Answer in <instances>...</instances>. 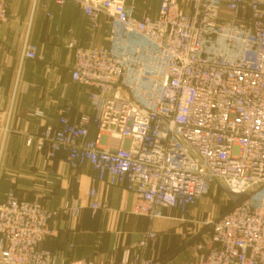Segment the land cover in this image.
Returning a JSON list of instances; mask_svg holds the SVG:
<instances>
[{"label": "built area", "instance_id": "2783aa9c", "mask_svg": "<svg viewBox=\"0 0 264 264\" xmlns=\"http://www.w3.org/2000/svg\"><path fill=\"white\" fill-rule=\"evenodd\" d=\"M9 1L0 0V27ZM73 1L93 33L105 20L110 47L68 42L72 80L88 87L94 113L72 122L68 105L38 148L52 160L63 155L73 169H93L94 210H111L98 199L102 183L133 192V212L150 218L164 208L187 214L214 186L251 191L204 222L209 229L187 248L186 264H264V0H161L156 17H138L128 0ZM38 58L27 38L22 60ZM79 208L78 201L64 205ZM59 214L9 191L0 203V264H66L44 247ZM157 238L151 230L122 248L120 263L160 264L146 253Z\"/></svg>", "mask_w": 264, "mask_h": 264}, {"label": "crops", "instance_id": "0c3cea01", "mask_svg": "<svg viewBox=\"0 0 264 264\" xmlns=\"http://www.w3.org/2000/svg\"><path fill=\"white\" fill-rule=\"evenodd\" d=\"M160 1L128 0V5L135 7L138 17L145 12L156 17ZM27 38L38 46L40 58L22 60ZM73 39L85 47H110L109 25L104 20L93 33L90 19L73 0L63 6L57 0H38L35 9L34 0L9 1L8 20L0 27V203L13 190L20 199H37L49 209H59L52 223L54 233L44 247L66 264H105L110 257L121 264V249L151 230L158 232V238L147 255L160 264H186L188 249L172 256L200 233L201 222L209 220L200 219L211 205L208 197L187 214L164 208L162 217L150 218L133 212V192L102 183L97 184L98 199L111 210H94L89 196L93 169L89 165L73 169L63 155L52 160L38 148L42 131L49 124L58 125L68 105L72 122H78L84 112L94 113L88 87L72 80L75 53L68 42ZM97 134L95 126H90V138ZM101 142L116 145L108 136L101 137ZM76 201L77 213L64 209L66 203Z\"/></svg>", "mask_w": 264, "mask_h": 264}, {"label": "rangeland", "instance_id": "374dc122", "mask_svg": "<svg viewBox=\"0 0 264 264\" xmlns=\"http://www.w3.org/2000/svg\"><path fill=\"white\" fill-rule=\"evenodd\" d=\"M217 190H219V192H217ZM206 197H208L209 200L211 201L210 204L212 206L214 205L213 206L214 210L211 207V205H209L208 209H206V211H205L206 213H203L202 216H200V219H202V218L207 219L209 217H210L209 220L215 219V218L219 217L221 215V213L224 212L232 204V202H230L231 200L229 201V203L227 202L228 196L225 194L223 189L221 187H218V186H214L212 188L210 194H208ZM212 212H214V213H212ZM206 221H208V220H206ZM200 225H201V227H198V228L202 230L204 222H201ZM190 240L191 239H189L188 241H190ZM187 255H188V257L185 259V261H188V258H190V256H191L190 251L187 252Z\"/></svg>", "mask_w": 264, "mask_h": 264}, {"label": "water", "instance_id": "95a60500", "mask_svg": "<svg viewBox=\"0 0 264 264\" xmlns=\"http://www.w3.org/2000/svg\"><path fill=\"white\" fill-rule=\"evenodd\" d=\"M221 188L223 189V191L225 192V194L228 196V198L233 203V207L239 206L242 202H244L246 199H248L251 196V194H252L251 191H246V192H242V193H235L230 188H228L225 184H222L221 185ZM208 229L209 228H206V229L202 230L200 233H198L197 235H195L190 241H188L185 245H183V247H181L172 256V258L175 257V256H177L179 253H181L185 249H187L193 242H195L196 240H198Z\"/></svg>", "mask_w": 264, "mask_h": 264}, {"label": "trees", "instance_id": "16d2710c", "mask_svg": "<svg viewBox=\"0 0 264 264\" xmlns=\"http://www.w3.org/2000/svg\"><path fill=\"white\" fill-rule=\"evenodd\" d=\"M232 207H233V203L224 212H222V214L225 213V212H227V211H229Z\"/></svg>", "mask_w": 264, "mask_h": 264}]
</instances>
